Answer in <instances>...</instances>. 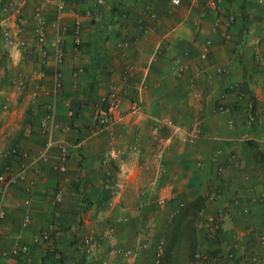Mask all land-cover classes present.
<instances>
[{
    "label": "crops",
    "instance_id": "crops-1",
    "mask_svg": "<svg viewBox=\"0 0 264 264\" xmlns=\"http://www.w3.org/2000/svg\"><path fill=\"white\" fill-rule=\"evenodd\" d=\"M42 1L0 0V97L10 104L0 105V175L8 164L15 174L26 169L0 202V264H26L12 256L18 244L30 246L32 264H155L160 244L162 264H264V0H73L61 20L56 3ZM4 7L13 46L1 31ZM38 8L49 22L46 55L34 36ZM77 19L82 43L71 31L63 37L57 93L58 27ZM178 59L188 66L182 79ZM112 85L123 106L101 130L95 114ZM220 103L232 111L218 112ZM51 106L57 128L46 132ZM61 143L69 144L65 170ZM15 148L30 157L13 159ZM220 210L228 213L213 234L208 220ZM49 228L53 245L40 239ZM89 235L87 260L79 243Z\"/></svg>",
    "mask_w": 264,
    "mask_h": 264
},
{
    "label": "built area",
    "instance_id": "built-area-1",
    "mask_svg": "<svg viewBox=\"0 0 264 264\" xmlns=\"http://www.w3.org/2000/svg\"><path fill=\"white\" fill-rule=\"evenodd\" d=\"M46 2L54 1L56 3L57 8V18L61 20L63 18L64 13L67 10V7L69 5V2L73 0H43ZM97 4L103 5L105 3V0H96ZM172 5L175 7H178L181 5L182 0H172ZM3 12L6 14V18L1 22V31L4 39L8 44L11 46L14 45L13 41V32L9 29V23H10V17H9V7H4ZM91 16V14H89ZM152 18H156L155 15H152ZM236 22V16L231 15L227 21V26H232ZM49 22L47 19V16L45 12L38 8L37 11L34 13V36L36 38L37 44H38V51L44 55H46L45 52V44L47 39V28H48ZM71 31L73 38H74V44L80 45L82 43V32H83V26L80 21V19H77L75 21L74 26L72 29H70L66 25H60L58 27V33L59 37L56 41V64L57 68L54 72V78H55V89L56 92L60 91L63 87V73L61 71V66L64 64L65 61V50L63 47V37L67 35ZM21 32V29L19 26L15 27V34H19ZM20 46H25L24 42L19 43ZM212 46L211 41H207L202 53L201 58L206 59L210 53V49ZM188 69V66L184 64L181 60H176V74L179 78L184 76L186 70ZM134 68L130 67L128 72L133 71ZM41 77L43 78L45 76V72L40 73ZM24 83L20 84V87H24ZM145 88V87H144ZM31 103L36 104L39 101V93L37 91L33 92L30 96ZM66 104H70V99H66ZM0 105L2 106L3 110H9L10 104L7 102H3L2 98L0 97ZM123 106V97L121 94V90L119 86L112 85L107 93V95L103 98L102 104L98 107L95 114L96 123L99 129L101 130H108L113 125V116L117 112H120ZM250 110V116H249V122L252 124L256 121V116L254 115V103L253 101L250 102L248 106ZM139 111V107L137 105H133L130 113H137ZM232 109L228 108L225 104L220 103L218 106V112L221 113H229ZM70 116H74V112H70ZM165 126H173V122L168 120L165 121ZM43 127L44 130L50 129V128H57V125L54 122V108L51 106L48 108V115L43 121ZM160 131V127L156 126L153 130L155 136H158ZM52 142H48V146H52ZM60 149V170L66 169L67 161L70 157L69 152V144L67 143H61L59 145ZM13 159H23V158H29L30 154L28 152L22 151L19 148H15L12 152ZM110 157H113L112 155ZM41 160L46 161L47 155L43 153L41 155ZM26 169L22 168L21 172L18 174H15L13 172V166L11 164L6 165L4 172L0 175V202H3L5 191L8 186L11 184L17 183L19 180L23 179L25 177ZM224 173V168L222 166H217L216 168V175L218 177H221ZM219 195H221V191H218L214 193L211 196V200H215ZM63 199L62 193L56 194V200L58 202H61ZM183 205L180 207L182 208ZM6 208L3 204L0 206V222L6 217ZM227 210H220L216 215L211 216L208 220L209 229L210 232L213 234H217V232L221 229V224L223 221V218L227 215ZM30 222V216L27 215L24 220V227H27ZM51 228H49L47 231L41 234L40 239L47 243L53 245L55 237L51 234ZM262 240L264 241V237H262ZM95 246V238L92 235L84 237L81 242L79 243V249L84 254L87 260L91 258L93 247ZM131 252H128V255H130ZM165 254V248L163 244H160L157 253H156V260L155 264H162V260ZM13 257H23L26 261V264H32V251L30 246L28 245H16L15 248L12 251ZM200 257V256H198ZM234 255L231 253L229 254V259H233ZM253 264H258L257 259L253 260Z\"/></svg>",
    "mask_w": 264,
    "mask_h": 264
},
{
    "label": "trees",
    "instance_id": "trees-1",
    "mask_svg": "<svg viewBox=\"0 0 264 264\" xmlns=\"http://www.w3.org/2000/svg\"><path fill=\"white\" fill-rule=\"evenodd\" d=\"M240 92H241V94H246V87H241L240 88ZM252 100H253V103H254V109H256V102H255L254 98H252Z\"/></svg>",
    "mask_w": 264,
    "mask_h": 264
},
{
    "label": "rangeland",
    "instance_id": "rangeland-1",
    "mask_svg": "<svg viewBox=\"0 0 264 264\" xmlns=\"http://www.w3.org/2000/svg\"><path fill=\"white\" fill-rule=\"evenodd\" d=\"M43 2V1H42ZM42 2H41V5H42Z\"/></svg>",
    "mask_w": 264,
    "mask_h": 264
}]
</instances>
